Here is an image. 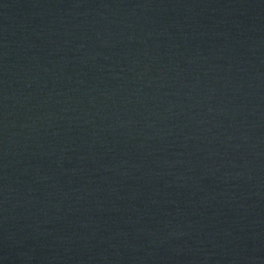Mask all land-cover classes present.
Masks as SVG:
<instances>
[{"label":"water","instance_id":"water-1","mask_svg":"<svg viewBox=\"0 0 264 264\" xmlns=\"http://www.w3.org/2000/svg\"><path fill=\"white\" fill-rule=\"evenodd\" d=\"M0 264H264V0H0Z\"/></svg>","mask_w":264,"mask_h":264}]
</instances>
